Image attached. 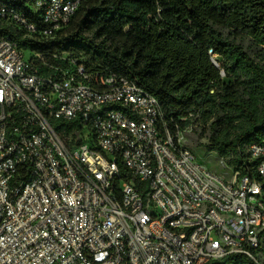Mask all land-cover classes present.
Returning <instances> with one entry per match:
<instances>
[{
  "label": "built area",
  "instance_id": "built-area-1",
  "mask_svg": "<svg viewBox=\"0 0 264 264\" xmlns=\"http://www.w3.org/2000/svg\"><path fill=\"white\" fill-rule=\"evenodd\" d=\"M82 1L0 0V264H264V141L220 174L138 81L3 32L54 39Z\"/></svg>",
  "mask_w": 264,
  "mask_h": 264
},
{
  "label": "trees",
  "instance_id": "trees-1",
  "mask_svg": "<svg viewBox=\"0 0 264 264\" xmlns=\"http://www.w3.org/2000/svg\"><path fill=\"white\" fill-rule=\"evenodd\" d=\"M3 32L41 53L90 55L155 95L171 124L200 119L207 149L234 169L257 163L246 148L264 141V0H83L54 39ZM207 264L255 263L233 253Z\"/></svg>",
  "mask_w": 264,
  "mask_h": 264
},
{
  "label": "rangeland",
  "instance_id": "rangeland-1",
  "mask_svg": "<svg viewBox=\"0 0 264 264\" xmlns=\"http://www.w3.org/2000/svg\"><path fill=\"white\" fill-rule=\"evenodd\" d=\"M253 56L257 59L259 55L257 53H253ZM194 129L188 135L187 144L188 146L192 147L199 159L203 161L207 166H209L214 171L224 174L226 172L229 173V170L224 168L222 163V157L218 155V153L214 151H209L206 144L209 143V131H204V124L200 119H193ZM225 164H228L227 161L224 159Z\"/></svg>",
  "mask_w": 264,
  "mask_h": 264
}]
</instances>
